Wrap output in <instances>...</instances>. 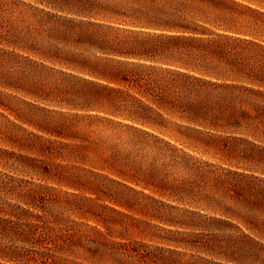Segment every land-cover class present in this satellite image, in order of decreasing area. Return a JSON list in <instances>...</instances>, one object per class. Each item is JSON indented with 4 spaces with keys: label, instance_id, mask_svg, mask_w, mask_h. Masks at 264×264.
<instances>
[{
    "label": "trees",
    "instance_id": "obj_1",
    "mask_svg": "<svg viewBox=\"0 0 264 264\" xmlns=\"http://www.w3.org/2000/svg\"><path fill=\"white\" fill-rule=\"evenodd\" d=\"M0 143V264H252L264 0H0Z\"/></svg>",
    "mask_w": 264,
    "mask_h": 264
},
{
    "label": "rangeland",
    "instance_id": "obj_2",
    "mask_svg": "<svg viewBox=\"0 0 264 264\" xmlns=\"http://www.w3.org/2000/svg\"><path fill=\"white\" fill-rule=\"evenodd\" d=\"M0 147H5L7 149H10L9 146L7 145H3L0 143ZM186 150L187 152L189 153H192L194 156L198 157V158H202L204 160H208L216 165H219V164H222L217 158H212L210 156H203L201 154H198V153H193L187 149H184ZM0 171L2 172H6V170H4L2 167H0ZM15 176H17V174H14ZM132 215L140 218V215H137L136 213H132ZM150 221H149V228H146V229H143L141 231H144V232H141L140 230H132L129 232V235H131V239L132 240H136V241H140L142 243H145L147 245H149V255H153V249L152 247L154 246H159V247H163V243L160 242V241H156V240H153V238H151L152 236L151 235H163V232L161 231H156L153 229V227H151L150 225ZM160 227H164V225L162 224H159ZM246 232L248 234H250L252 237L256 238L257 240L261 241L264 243V240L260 239L259 237H257L256 234L254 233H251L249 231L246 230ZM149 235V236H148ZM186 250V249H185ZM187 252H190L188 250H186ZM238 252V255H226V256H233V257H236L238 258L239 260L241 261H244V262H249V263H252V264H264V247H260L258 245H255V248L252 249L251 246H249L248 248H242V249H237ZM209 257V256H208ZM219 261H221L222 263L224 264H236L230 260H226L225 258H221V259H218Z\"/></svg>",
    "mask_w": 264,
    "mask_h": 264
}]
</instances>
